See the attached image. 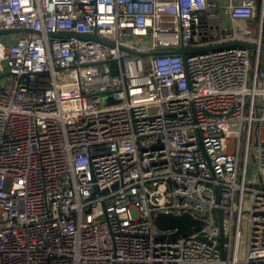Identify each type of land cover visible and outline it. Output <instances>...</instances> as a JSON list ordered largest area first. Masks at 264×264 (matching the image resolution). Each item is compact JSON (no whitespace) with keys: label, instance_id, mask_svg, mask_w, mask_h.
I'll use <instances>...</instances> for the list:
<instances>
[{"label":"built area","instance_id":"obj_1","mask_svg":"<svg viewBox=\"0 0 264 264\" xmlns=\"http://www.w3.org/2000/svg\"><path fill=\"white\" fill-rule=\"evenodd\" d=\"M258 12L0 0V32L41 33L0 43V264H239L245 213V264H264V51L241 46L264 47ZM185 213L205 227L156 225Z\"/></svg>","mask_w":264,"mask_h":264},{"label":"water","instance_id":"obj_2","mask_svg":"<svg viewBox=\"0 0 264 264\" xmlns=\"http://www.w3.org/2000/svg\"><path fill=\"white\" fill-rule=\"evenodd\" d=\"M24 33H31V34H36V35H41L39 32L35 31H2L0 32V37H6L10 35H22ZM52 37H65L67 35H51ZM71 38H77L78 36H70ZM83 39H91L90 36H83ZM106 43V42H105ZM239 45V44H238ZM241 46L246 47L248 49H251L255 52L259 51H264V47L259 46L258 44H247V43H242ZM131 54L139 57H148L153 55L152 54H147V53H141L136 50H127ZM191 53V51L184 50V49H179L176 51H168L164 52L162 54H178V55H183L185 56L186 54ZM218 214L220 216V219L222 218L223 212L221 210H218ZM156 225L158 228L162 231H176V234H174L173 238H180L182 236L186 235H191L194 234L195 230L201 229L205 227L206 223L202 221L201 219H197L195 216H193L190 213H185L183 215H174V214H160L156 217ZM221 227V224H220ZM224 235L222 234L221 236V249L224 258L226 259V251L224 248Z\"/></svg>","mask_w":264,"mask_h":264},{"label":"rangeland","instance_id":"obj_3","mask_svg":"<svg viewBox=\"0 0 264 264\" xmlns=\"http://www.w3.org/2000/svg\"><path fill=\"white\" fill-rule=\"evenodd\" d=\"M259 3V12L257 15V20L255 23V32H256V38L254 40H259V34H258V28L262 23L263 20V6H264V0H258ZM18 35H10V36H4V37H0V43H5L6 41L16 38ZM132 42H137L138 40L136 39H132ZM264 57V53L262 54ZM263 63V61H262ZM5 68L8 69V63L5 62L4 63ZM6 69L4 72H2V70L0 69V78L3 77L6 74ZM104 105L109 106V105H116L118 103L121 102L120 99L114 97L113 95H107L104 97ZM256 129L257 126L254 127V134H253V139H252V143H251V147H252V155L254 157V159H256V141H257V137H256ZM246 145H243L242 147V156H243V166H244V157H245V152H246ZM251 236H252V227L250 224V216L249 213H245L244 216V220H243V237H242V244H241V249H240V255H239V264H245V261L247 259L248 256V251H249V246L251 244Z\"/></svg>","mask_w":264,"mask_h":264}]
</instances>
